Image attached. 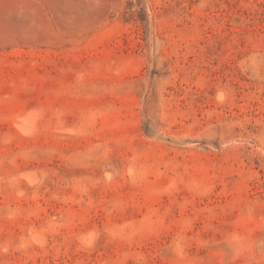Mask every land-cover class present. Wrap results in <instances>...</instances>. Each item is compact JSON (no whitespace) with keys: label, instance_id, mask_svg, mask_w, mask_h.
Here are the masks:
<instances>
[{"label":"rangeland","instance_id":"1","mask_svg":"<svg viewBox=\"0 0 264 264\" xmlns=\"http://www.w3.org/2000/svg\"><path fill=\"white\" fill-rule=\"evenodd\" d=\"M0 264H264V0H0Z\"/></svg>","mask_w":264,"mask_h":264},{"label":"bare ground","instance_id":"2","mask_svg":"<svg viewBox=\"0 0 264 264\" xmlns=\"http://www.w3.org/2000/svg\"><path fill=\"white\" fill-rule=\"evenodd\" d=\"M22 119V118H21ZM23 121V120H22ZM26 125V124H25ZM25 129V128H24Z\"/></svg>","mask_w":264,"mask_h":264}]
</instances>
